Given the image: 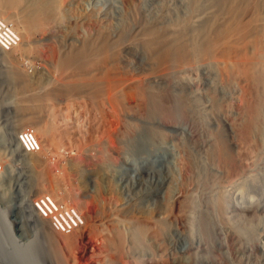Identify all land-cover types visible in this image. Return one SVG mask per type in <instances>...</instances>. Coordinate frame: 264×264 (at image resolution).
Masks as SVG:
<instances>
[{"label": "rangeland", "instance_id": "rangeland-1", "mask_svg": "<svg viewBox=\"0 0 264 264\" xmlns=\"http://www.w3.org/2000/svg\"><path fill=\"white\" fill-rule=\"evenodd\" d=\"M0 1L18 37L0 45L9 240L35 238L37 264H99L97 251L109 263L116 256L111 264H264V85L249 88L233 52L253 0L239 8L238 0ZM209 20L213 41L228 37L219 43L227 51L178 65ZM23 129L40 152H20ZM21 195L31 207L43 205L40 195L46 205L47 195L60 200L79 226L19 224ZM111 241L122 250L102 248Z\"/></svg>", "mask_w": 264, "mask_h": 264}, {"label": "bare ground", "instance_id": "bare-ground-1", "mask_svg": "<svg viewBox=\"0 0 264 264\" xmlns=\"http://www.w3.org/2000/svg\"><path fill=\"white\" fill-rule=\"evenodd\" d=\"M11 1V0H10ZM14 2L16 1V0H13ZM240 1V2H239ZM242 1V2H241ZM254 2L251 4V2H252V0H251V2L249 3V4H251L250 5V7H249V19L247 20V19H245V21L247 20V22H245L244 24H243V26L241 27V26H239V27H241V29L238 31V32H234L233 34H235V33H239L240 35L238 36V37H236L235 38V42H237V43H244L243 44V47H242V49L241 50H236V51H234V49H233V52H235L236 54H238V57H239V61H240V64H239V66H238V72H239V75L244 79H246V80H248V84H249V88L252 90V89H254V88H256V90L259 88V89H261V90H263V85H264V69H262V68H264V65H262L261 63H263L264 61V35H262V31L264 30L263 29V27H264V12L262 13V10H261V8H262V6H263V4H264V0H253ZM9 2V1H8ZM16 2H18V1H16ZM222 2V1H221ZM246 0H238V4L236 5V7L235 8H239V6H243V4L245 3L246 4ZM0 3H1V1H0ZM247 3V4H248ZM242 4V5H241ZM254 4V5H253ZM2 5H4V4H2ZM1 4H0V15H1V10L3 11V7H5V6H2ZM15 5H17V4H15ZM217 6V5H216ZM249 6V5H248ZM229 7H230V5H229ZM228 7V9H227V7H226V10H224L223 11V13H225V12H233L234 11V5L232 4V7H230L229 8ZM246 7V6H245ZM264 7V6H263ZM41 8V7H40ZM242 8H240V10H241ZM220 10V9H219ZM222 11V10H221ZM239 11V10H238ZM238 11H236V12H238ZM41 13V12H40ZM43 13V12H42ZM209 13V12H208ZM222 14V13H221ZM228 14V13H227ZM233 14V13H232ZM235 14V13H234ZM246 14V13H245ZM200 15V14H199ZM240 15V14H239ZM224 16H225V14H224ZM5 17V16H4ZM234 17V16H233ZM232 17V18H233ZM247 17V16H246ZM196 18V17H195ZM223 18V17H222ZM228 18V17H227ZM240 18V17H239ZM245 18V17H244ZM7 19V18H6ZM200 19V18H199ZM234 19H235V17L233 18V20H232V22H234ZM237 19H238V17H237ZM236 19V20H237ZM228 20H230V19H228ZM209 23V25L207 24V26H206V29H204L203 30V32H201L200 31V35H198L197 37H195L191 42H188V43H186L185 45H186V48L185 47H182V48H185V49H182L183 50V53L182 54H184V55H182L181 53H179L180 55H181V57L180 58H178L179 60L178 61H176V63L178 64V65H183L184 63H192V62H194V61H196L199 57L201 58L202 56H209L212 52H213V50H215L216 48L215 47H217V49H218V47H219V51L218 52H220V53H223L224 52V50H226L227 51V49H224L223 47H225V46H222L221 44L223 43H225L226 44V41L228 40L227 38L228 37H226V36H219V38H218V40H215V41H213V39H211V35H212V31L214 30V28H216V27H214V25L215 24H213L214 22H210V20L208 21ZM223 22V21H222ZM225 22V21H224ZM226 22H228V21H226ZM225 22V23H226ZM238 22V21H237ZM230 23V22H229ZM241 23H243V22H241ZM240 23V24H241ZM219 24H220V22H219ZM231 24V23H230ZM239 24V23H238ZM217 25V24H216ZM225 24H223V26H224ZM228 25V24H227ZM232 25V24H231ZM230 25V26H231ZM229 26V25H228ZM227 26V27H228ZM237 26V25H236ZM235 26V27H236ZM176 30H178L176 27H174ZM173 28V29H174ZM179 28V27H178ZM219 28H221V30H222V28H225V26L224 27H219ZM232 28V27H231ZM238 29V28H237ZM181 30V29H180ZM229 30H230V27H229ZM233 30V29H232ZM173 31V30H172ZM175 31V30H174ZM171 32L172 34L174 33V35L173 36H175V34H176V31L175 32ZM192 31V30H191ZM223 31H225V32H227L228 33V30H222V32ZM198 33V32H197ZM202 33V34H201ZM227 33H225V34H227ZM180 34H182V32L180 33ZM179 33H178V31H177V35H178V37L177 38H181V35H180ZM183 34H185V33H183ZM176 35V36H177ZM180 35V36H179ZM196 35V34H195ZM172 36V37H173ZM183 36V35H182ZM228 36V35H227ZM236 36V35H235ZM184 37V36H183ZM186 37V36H185ZM184 37V38H185ZM233 37H234V35H233ZM176 38V41L177 40H179V39H177ZM187 38V37H186ZM175 39V38H174ZM188 39V38H187ZM10 41V40H9ZM167 41V40H166ZM173 41V40H172ZM222 41V43L221 44H219L220 42ZM175 42V41H174ZM164 43V42H163ZM178 43V42H177ZM174 44H176V43H174ZM177 45H179V46H182V45H180L179 43L177 44ZM230 45V44H229ZM233 45V44H232ZM179 46H177V47H179ZM1 47H2V44H1ZM215 48V49H214ZM169 49V48H168ZM167 50V49H166ZM165 50V51H166ZM175 49H173L172 50V48L170 47V49H169V51H168V53L166 54V55H169L170 57L171 56H174L175 55V53L177 52V51H174ZM217 51V50H216ZM167 52V51H166ZM232 52V51H231ZM230 52V54H232ZM217 53V52H216ZM213 54V53H212ZM215 54V53H214ZM176 56V55H175ZM174 56V57H175ZM229 56V55H228ZM233 57V56H232ZM187 58H188V60H187ZM170 60V59H169ZM171 61V60H170ZM261 65H262V68H261ZM236 66H237V64H236ZM237 68V67H236ZM253 86V87H252ZM259 86V87H258ZM258 87V88H257ZM255 90V89H254ZM253 90V91H254ZM256 90H255V92H256ZM258 91V90H257ZM247 92H248V90H247ZM250 93V92H249ZM252 93V92H251ZM250 93V94H251ZM253 95V94H252ZM251 96V95H250ZM254 96V95H253ZM257 97V96H256ZM253 98V97H252ZM250 99V98H249ZM263 100V99H262ZM255 102V101H254ZM254 102H252V103H250L251 105H250V113L252 114V116H254L253 114H255V112H256V107H255V105L253 104ZM259 102H255V104H257V105H260V104H258ZM256 105V106H257ZM257 107H259V106H257ZM259 110V109H258ZM258 112V111H257ZM67 117V116H66ZM62 122V121H61ZM43 129L45 130V128H42V131H43ZM47 130V129H46ZM41 131V132H42ZM40 132V133H41ZM47 132V131H46ZM48 133V132H47ZM47 133H45V136H47ZM39 134V133H38ZM42 134H44V132L42 133ZM42 136H44V135H42ZM44 138H46V137H44ZM15 140H18L17 139V136L15 137ZM50 140V139H49ZM48 141V140H47ZM18 143V142H17ZM38 143V142H37ZM19 146V145H18ZM42 146H43V144H42ZM38 147L40 148L41 146L38 144ZM42 148H44V146L42 147ZM41 149V148H40ZM46 149H48V148H46ZM19 150H20V152L23 154L24 152H23V149H21L20 148V146H19ZM41 150H38L37 151V153L38 152H40ZM36 153V152H35ZM24 154H26V153H24ZM2 171V168H0V172ZM2 174V173H1ZM0 177H2V176H0ZM34 177V176H33ZM25 183V182H24ZM24 185V184H23ZM25 187V186H24ZM33 187V186H32ZM5 190V189H4ZM4 190L2 191V192H4ZM8 191V190H7ZM21 191V190H20ZM241 192V191H240ZM243 193V192H242ZM5 194V193H4ZM7 195V194H6ZM242 195V194H241ZM6 197V196H5ZM4 197V198H5ZM3 198V199H4ZM27 198L28 197H25V195H21V197H20V199H17L18 200V202H16L17 204L15 205V210H17L18 212V215H17V217H15V219L16 220H18V217H19V224H20V222L22 223V222H24V223H26V225H28L29 223H34L35 224V221L37 220L38 221V225L37 226H39V228H41L43 231H46L45 230V227L44 226H47V227H49L50 228V231L52 230V228H54L53 226H52V224L50 223V222H48V220L46 219V218H42V216H41V214H39V216H38V218L36 217H33V216H36L35 214L38 212L37 210H35V208H36V203L38 202H36V203H34V207H31V206H28L29 204L27 203ZM5 201V200H4ZM41 201V204H43V200H40ZM2 205H4V206H2V205H0V234H2L3 236L5 235H7L8 234V231H10V229H11V227H12V225L13 224H10V220L8 219V217H7V215H6V212H8V207H7V205H9L8 204V202H6V204H3V203H1ZM10 206V205H9ZM2 217V218H1ZM41 219H40V218ZM13 218V217H12ZM1 219H2V221H1ZM28 220H29V222H28ZM35 220V221H34ZM18 221H15V222H18ZM32 221H34V222H32ZM14 223V221H13V219H12V221H11V223ZM1 223H2V225L3 224H5V227L3 228V227H1L2 225H1ZM24 223H22V224H24ZM11 225V226H10ZM30 225H32V224H30ZM36 225V224H35ZM77 227V226H79V225H74V226H71V228H73V227ZM6 228V229H5ZM34 228H36V227H34ZM38 228V229H39ZM49 228H48V230H49ZM59 228V227H58ZM37 229V228H36ZM60 229V228H59ZM7 232H6V231ZM35 230V229H34ZM47 230V231H48ZM53 230H55V229H53ZM58 230V229H57ZM62 231L63 230H65L66 231V229L64 228V229H61ZM61 230H58V231H60L61 233H62V231ZM70 230V229H69ZM13 231V230H12ZM36 232H38L39 230H35ZM42 231V232H43ZM40 232V231H39ZM54 232V231H53ZM64 232V231H63ZM71 232V231H70ZM73 232V231H72ZM119 231L117 230V233H118ZM3 233H7V234H3ZM47 233H49V232H47ZM65 233H67V234H65L66 236H69L66 240H64L65 241V243H67L68 245H70L72 242H73V236L71 235V233H68V232H65ZM9 234H11L10 232H9ZM34 235H35V232L33 233ZM51 234V233H50ZM71 236H70V235ZM122 234V233H121ZM121 234L119 235V236H121ZM15 235V234H14ZM65 235H64V237H65ZM62 236V235H61ZM116 236V235H115ZM124 236V235H123ZM34 237V236H33ZM64 237L62 236V238L64 239ZM94 237V236H93ZM116 237H118V235L116 236ZM9 238V237H8ZM14 238V237H13ZM19 238V237H18ZM47 238V237H46ZM104 238V237H103ZM122 238V237H121ZM10 239V238H9ZM12 239V238H11ZM31 239H32V237H31ZM29 239L28 241H24L23 243H16L15 241H13L12 243L15 245V246H17L21 251H22V253H24L25 254V256H26V258L32 263V264H35V262H36V259L35 258H33V257H37V255H35V253L36 252H38L39 251V249L36 251V250H34L33 249V247L35 246L33 243V241L32 240H34V239ZM75 239V238H74ZM105 239V238H104ZM123 239V238H122ZM110 240H112L111 238H110ZM117 241H121V239L119 238V240L118 239H116ZM107 242L109 241L108 240V237H107V240H106ZM41 242V241H40ZM39 242V243H40ZM75 242V241H74ZM104 242H105V240H104ZM110 242V241H109ZM108 242V243H109ZM111 242H113V241H111ZM106 243V242H105ZM108 243H107V245H108ZM114 243V244H113ZM113 243H110L109 245H108V248H106L107 246H105L104 244H103V246H102V248L104 247V249H107L106 251H109L110 252V250H108L109 249V247H110V245L112 244V246L114 247V245L115 244H118V246L120 247V245L123 243H119V242H117V243H115V241L113 242ZM98 244V243H97ZM100 244L102 245V242H100ZM100 244H99V246H100ZM120 244V245H119ZM90 247V246H89ZM96 247V246H95ZM112 247V248H113ZM115 247L116 248H119V247H117V245H115ZM114 247V248H115ZM35 248V247H34ZM97 248V247H96ZM95 248V249H96ZM98 248H101V246L100 247H98ZM113 248V249H114ZM36 249V248H35ZM85 249V248H84ZM87 249H88V247H87ZM91 249V248H90ZM110 249H111V247H110ZM120 249L122 250V246L120 247ZM119 249V250H120ZM97 250V249H96ZM95 250V251H96ZM100 250V249H99ZM41 251V250H40ZM39 251V252H40ZM85 251V250H84ZM93 251H94V247H93ZM106 251L104 250L103 252H104V254L106 253ZM98 252L99 251H97V252H93V255L95 256V262H97L98 260V262H99V264H102L100 261L102 260V257L104 256L101 252H99V253H101L103 256L102 257H100L101 258V260H100V258H96V256L98 257V256H101V255H99L98 254ZM45 253V252H44ZM90 253V252H89ZM92 253V252H91ZM118 253V252H117ZM37 254V253H36ZM98 254V255H97ZM111 254V253H110ZM119 254V253H118ZM117 254V255H118ZM47 255V254H46ZM108 255V254H107ZM105 257V256H104ZM117 257H119V256H117ZM45 258V257H44ZM112 258V257H111ZM111 258H109L110 260H112ZM115 259H116V256L114 257ZM113 258V260L111 261V263L113 262V261H115V259ZM47 260L48 259H46V261H44L43 260V262H44V264H49V263H47ZM42 261V260H41ZM104 261V262H103ZM48 262H50V261H48ZM97 262V263H98ZM102 262H103V264H108L110 261L108 260V259H104V260H102ZM116 262V261H115ZM114 262V263H115ZM40 263H42V262H40ZM39 263V264H40ZM51 263V262H50ZM53 263H55V262H53ZM111 263H109V264H111ZM113 263V264H114ZM36 264H37V262H36ZM58 264H60V263H58ZM61 264H63V263H61ZM64 264H68V263H64Z\"/></svg>", "mask_w": 264, "mask_h": 264}, {"label": "built area", "instance_id": "built-area-1", "mask_svg": "<svg viewBox=\"0 0 264 264\" xmlns=\"http://www.w3.org/2000/svg\"><path fill=\"white\" fill-rule=\"evenodd\" d=\"M13 29L14 28L11 26V24L8 25V22H6V20L0 18V45L2 44L6 49L10 46H16L18 42L17 33L15 32V29ZM17 139L18 145L26 153H35L40 150V148L38 147L37 140L35 138V134L30 129H23L19 133H17ZM41 196L43 195L37 197H40V199L43 200V197ZM49 197L50 196L48 195L45 197V200L48 202V205L44 203V200L43 205H40V203L38 202L36 203L35 210H37L38 212L35 215L37 217L39 216V214H41L42 218H46L48 222L53 225L55 230L59 228H65L66 230H69L71 226H74L75 224L79 225L80 217L72 207L67 206L60 200H55L52 197H50V199ZM35 198L36 197H34L33 199ZM54 213H56V215Z\"/></svg>", "mask_w": 264, "mask_h": 264}, {"label": "water", "instance_id": "water-1", "mask_svg": "<svg viewBox=\"0 0 264 264\" xmlns=\"http://www.w3.org/2000/svg\"><path fill=\"white\" fill-rule=\"evenodd\" d=\"M0 264H32L5 235L0 234Z\"/></svg>", "mask_w": 264, "mask_h": 264}]
</instances>
